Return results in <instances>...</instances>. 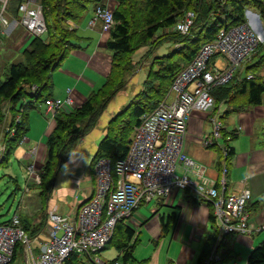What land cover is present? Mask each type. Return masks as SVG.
Here are the masks:
<instances>
[{
    "label": "trees",
    "instance_id": "1",
    "mask_svg": "<svg viewBox=\"0 0 264 264\" xmlns=\"http://www.w3.org/2000/svg\"><path fill=\"white\" fill-rule=\"evenodd\" d=\"M114 1L117 2V6L112 8L114 25L106 41V49L111 56L109 72L101 86L92 90L80 106L73 109L61 108L54 114L55 127L46 140L47 156L37 172L39 182L34 183L44 198L52 187L57 170L77 139L96 124L109 100L128 82L135 70L133 60L136 51L147 46L139 63L151 58V65L143 80L142 89L134 96L130 105L109 123L107 134L98 146L97 160L107 158L114 164L125 158L141 117L154 110L167 94L179 71L191 62L202 45L211 41L221 28L247 23V8L257 11L264 22V0ZM19 2L20 0H10L9 12L13 17H17ZM39 2L45 18L46 32L41 37L33 38L20 52V61L5 66L4 79L0 80V142L4 146L0 163L4 165L9 163L13 148L26 135L28 111L49 99L52 90L51 72L70 52L80 48V41L84 37L79 34L77 27L70 30L68 21L79 25L89 9L107 5V0ZM187 11H192L195 18L189 32L181 34L174 27ZM165 40L173 42V49L166 55L152 57L154 49ZM263 42L264 40L261 45L258 43L259 47L246 60L241 71L228 83L212 90L215 99L213 111L222 104L226 107L222 117L263 103L264 75L259 73V69L264 66ZM249 74L252 75L251 78L247 77ZM33 85L37 86L34 91ZM223 136L226 137V134ZM262 143L264 144V130ZM230 158H233V149L229 145L225 161L229 163ZM172 216L166 222L162 220L161 231L166 232ZM19 218L30 236L39 232L40 227L35 228L22 215ZM209 221L213 231L203 239L198 264H205L218 237L217 223L212 212ZM260 232L262 234L264 230ZM226 236L231 234L223 238ZM136 243L135 231L123 223H117L106 247L115 245L119 251L115 259L130 260L132 264H136L132 258V249ZM217 253L219 259H212L208 264H229L238 257L237 252L229 248L222 238L217 246ZM74 259L72 257L67 264H73ZM247 264H264V236L259 244L251 248Z\"/></svg>",
    "mask_w": 264,
    "mask_h": 264
},
{
    "label": "built area",
    "instance_id": "2",
    "mask_svg": "<svg viewBox=\"0 0 264 264\" xmlns=\"http://www.w3.org/2000/svg\"><path fill=\"white\" fill-rule=\"evenodd\" d=\"M9 6L10 0H0L3 29L16 23L33 38L44 35L46 23L39 0H20L17 17L10 14ZM194 18V13L187 11L174 29L181 34L188 33ZM98 22L102 32H110L114 25L112 7L97 6L94 9L88 24L93 27ZM258 43L257 34L247 23L221 28L179 71L164 99L141 117L125 158L114 164L107 158L96 161L94 193L80 205L75 216H62L55 209L48 211L43 237L40 233L31 237L17 213L9 221L0 223V264H67L72 257L75 258L73 264H132L130 260H105L100 252L110 242L117 223H123L136 233V227L142 224L137 217L140 205L168 198L174 190L189 191L194 198L211 206L218 237L205 264L219 259L217 246L223 236L250 235L253 232L248 212L252 199L250 191L226 192L228 162L225 158L229 151L227 141L231 138H224L222 121L211 116L212 131L201 138L203 147L216 144L221 149V159L224 160L217 181H197L190 177L188 172L196 164L183 151V142L192 112H213L215 99L212 90L232 79ZM217 57L224 58L227 64L224 67L216 65ZM36 88L33 85L32 91ZM65 103L71 105V98ZM45 105L52 117L66 106L52 98L47 99ZM221 140H224L222 144ZM3 152L4 146L0 142V162ZM27 170L28 181L38 183L34 164H29ZM257 230L262 231L264 227ZM36 249H39L37 257L34 254Z\"/></svg>",
    "mask_w": 264,
    "mask_h": 264
},
{
    "label": "crops",
    "instance_id": "3",
    "mask_svg": "<svg viewBox=\"0 0 264 264\" xmlns=\"http://www.w3.org/2000/svg\"><path fill=\"white\" fill-rule=\"evenodd\" d=\"M107 5L113 8L117 6V2L107 0ZM93 13L94 8L90 9L83 24L75 25L79 34L84 37L80 41V48L70 52L51 72L52 90L49 98L64 103L66 106L62 108L73 109L80 106L92 90L101 86L110 69L111 56L106 49L109 33L101 31L99 22L93 27L88 25ZM9 27H13L11 29L13 30L20 26L13 23ZM155 49L152 57L160 56L155 54ZM146 51L147 46L136 51L133 60V64L136 63V66L132 77L130 76L126 85L109 100L96 124L77 139L69 155L57 170L52 187L46 197L44 198L40 194L41 190L34 184L32 185L30 181L26 183V190H31L25 197L27 199L23 203L24 214L22 216L27 215L31 218L30 222L35 225V228L40 227L37 234L40 233L41 237L45 233L48 211L55 209L62 216H75L80 205L93 195L96 187L95 163L98 146L106 136L108 125L112 119L125 110L134 96L142 89L143 80L149 69L146 70L143 79L140 71H143L145 67L149 68L152 59H143L140 63L137 62ZM215 63L219 67H224L227 61L222 57H217ZM260 74H264V69ZM67 98H71V105L65 103ZM225 108V105L222 104L211 114L200 111L192 112L187 123L183 151L196 164V167L188 172L192 179L217 181L222 161L220 158L221 149L216 144L203 147L201 138L204 134H209L212 131L211 116L215 115L222 121L223 135L226 134L233 140L228 143L233 149V159L228 163L226 192L238 193L244 189L250 191L252 199L248 205V212L249 223L253 227V232L250 235L234 234L222 237V239L233 250L243 251L241 245L246 246L249 254L251 248L259 244L264 236L263 233V236L259 237L261 232L257 230L264 227V144L261 137L264 129L261 127V123L264 121V99L261 105L249 107L244 112L231 113L222 119ZM238 126L242 128L238 129ZM54 127V117L47 112L44 102L40 103L37 108L30 109L26 135L21 143L13 148L9 161H17L25 165L26 169L29 164L33 163L35 171L38 172L46 159V140ZM236 127L237 129H235ZM261 129L262 131H260ZM28 200L31 201L28 202ZM163 208H166V214L171 212L167 218L173 215V218L170 217L172 220L168 223L166 233L172 230V238H176L180 246H190L195 243L194 259L195 264H198L199 249L203 244L207 224L210 225V204L194 198L189 191L174 190L170 197L159 198L155 201L150 216L145 217L141 210L137 212L138 219L142 217L141 225H149L152 221L155 225V215ZM166 214L158 215L160 226L162 220L166 222ZM38 254L39 249H36L35 256L37 257ZM171 260L174 261L173 258ZM186 260L187 257H183L180 259V263L183 264ZM229 264H247V259L243 262L239 261V263L235 259Z\"/></svg>",
    "mask_w": 264,
    "mask_h": 264
},
{
    "label": "rangeland",
    "instance_id": "4",
    "mask_svg": "<svg viewBox=\"0 0 264 264\" xmlns=\"http://www.w3.org/2000/svg\"><path fill=\"white\" fill-rule=\"evenodd\" d=\"M89 12L90 9L85 13L83 19L81 20V24H83V21L85 20ZM246 21L247 24L252 28V30L257 34L259 39V45H261V42L264 40L263 20L261 19L257 11H255L252 8H247ZM13 27H15V25H13ZM12 28L9 27L8 29L7 28L3 29L2 26L0 25V80L4 79L3 72L5 71V66L21 60V54L17 50L19 51L24 50L33 40V37L28 35L25 29L22 28L21 26L11 30ZM68 28L70 30L75 28V23L69 20ZM6 30H9L10 32ZM16 43H18L17 44L18 48L16 47ZM173 47L174 44L171 41L162 42L155 49V54L164 55L170 52L173 49ZM137 63H139V61ZM135 66L136 63L134 64V68ZM147 69L148 68L145 67L143 71H140V73L142 72L141 75L142 79L144 78ZM262 69H264V66L259 69V73L262 71ZM241 70H242V66L237 69V72ZM222 119H225V117H223ZM261 127L264 128V121H262ZM235 129H237V127ZM262 129L260 131H262ZM232 141L233 140L230 139L227 142L231 143ZM223 142L224 140L220 141L221 144ZM28 180H29V175L25 165L20 164L17 161H9L7 165L0 163V223L10 220L15 213H18L20 215L24 214L23 203L27 199L25 198L26 195L31 190V189H29L28 191L26 190V186H27L26 183L28 182ZM30 182L32 183V185L34 184L33 180H30ZM29 201L31 200H28V202ZM153 203L154 200H152L148 204L140 205L138 211L141 210V213H143L145 217L150 216L152 214L151 208L153 206ZM166 212H167L166 208H163L162 211L156 213L155 225H154V221H152L150 222L149 225L146 226L140 225L136 227L135 236L137 238V243L134 246V249H132V258L136 262V264H144V263L145 264L148 263L149 264H181L180 259L181 258L183 259V257H187V260L183 264H195V259H194V255L196 252L195 243H192L190 246H180V244L176 241L177 239L172 238V230L169 233H166L163 230L161 231L160 220L158 215L163 216V213L166 214ZM170 213L171 212L169 211L168 214ZM168 214L165 215V219L167 218ZM23 217H25L26 220L31 221V218H29L27 215H23ZM139 220H142V217H139ZM212 231L213 229L208 223L206 227L205 236H207V234L211 233ZM262 234H260L259 237L264 235ZM134 238L132 242L134 241ZM37 241H40V239H38ZM241 249H243V251H238L237 249L234 250L238 254L237 257L238 263L239 261L240 262L241 261L243 262V260L246 261L248 255L246 246L241 245ZM200 250L201 249H199L198 256L201 252ZM118 253L119 251L117 247L115 245H110L100 252V256L106 260H110L117 257ZM171 258H173L174 261H172Z\"/></svg>",
    "mask_w": 264,
    "mask_h": 264
},
{
    "label": "clouds",
    "instance_id": "5",
    "mask_svg": "<svg viewBox=\"0 0 264 264\" xmlns=\"http://www.w3.org/2000/svg\"><path fill=\"white\" fill-rule=\"evenodd\" d=\"M243 65H244V63H243ZM243 68V67H242Z\"/></svg>",
    "mask_w": 264,
    "mask_h": 264
}]
</instances>
